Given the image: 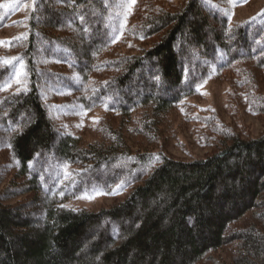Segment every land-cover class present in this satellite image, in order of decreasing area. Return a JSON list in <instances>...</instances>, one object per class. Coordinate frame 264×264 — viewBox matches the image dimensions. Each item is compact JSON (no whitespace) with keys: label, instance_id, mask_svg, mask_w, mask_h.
Here are the masks:
<instances>
[{"label":"trees","instance_id":"16d2710c","mask_svg":"<svg viewBox=\"0 0 264 264\" xmlns=\"http://www.w3.org/2000/svg\"><path fill=\"white\" fill-rule=\"evenodd\" d=\"M107 3L35 0L28 36L16 46L28 89L6 90L8 71L0 70V144L10 147L17 177L30 173L36 157L54 154L74 167L77 186L108 190L126 181L131 193L96 211L47 200L43 225L35 226L23 212L35 196L23 197L42 191L39 179L6 185L0 264H264V134L214 132L211 153L192 161L142 152L128 137L151 144L178 105L197 94L211 71L207 61L218 62L231 83L235 113L248 107L264 115V24L232 25L202 0H137L121 44H113ZM39 46L47 56L55 47L67 52L86 108L109 96L116 112L80 136L64 132L39 93L41 75L55 80L37 62Z\"/></svg>","mask_w":264,"mask_h":264},{"label":"rangeland","instance_id":"374dc122","mask_svg":"<svg viewBox=\"0 0 264 264\" xmlns=\"http://www.w3.org/2000/svg\"><path fill=\"white\" fill-rule=\"evenodd\" d=\"M106 1L109 6L108 25L112 43L121 44L137 0ZM171 1L177 6H182L187 0ZM202 1L210 8L222 11L232 25L264 24V15H261L264 13V0ZM34 4L35 0H0V70L8 71L2 84L6 90L24 92L29 87L30 75L27 64L16 46L20 40L28 36ZM128 48L129 46L126 50ZM46 49L39 46L37 62L49 68L55 80L41 75L38 83L39 93L50 116L64 132L80 136L88 129L96 128L104 117L116 112V101L109 96L96 107L86 108L79 100L81 77L73 69L74 63L67 52L55 47L52 55L47 56ZM224 60L225 55L220 54L219 62ZM207 62L211 66V71L199 85L197 94L187 97L178 105L174 116L161 125L151 144L146 140L145 143H140L143 141L140 136L132 134L128 136L130 140L139 141L136 146L142 149V152L169 155L186 161L199 160L207 157L212 151L214 144L209 138L212 136L218 138L223 129H232L235 134L240 133L245 138H257L264 134V115L259 116L248 107L235 113L229 100L231 83L219 75L218 62ZM136 90L134 86L130 91ZM162 95L169 96L166 93ZM133 117H137V114ZM2 128L0 125V130ZM214 132H218V135L212 134ZM137 147L133 148L135 152H139ZM58 160L54 154L44 158L36 157L29 163L30 173L17 177L18 168L10 147L0 144V168L7 166L0 191L8 184L24 183L31 177L39 179L41 183L42 191L31 192L30 195L26 194L23 197L28 199L35 196L34 204L23 210L29 213L28 217L35 226L43 225L47 200L57 202L63 208L96 211L112 206L117 199L126 198L131 193L132 184L126 181L119 182L108 190L96 185L88 187L82 185L81 188L77 186L78 182L73 180L74 167Z\"/></svg>","mask_w":264,"mask_h":264},{"label":"snow or ice","instance_id":"6c2138e0","mask_svg":"<svg viewBox=\"0 0 264 264\" xmlns=\"http://www.w3.org/2000/svg\"><path fill=\"white\" fill-rule=\"evenodd\" d=\"M261 15H264V13H261ZM82 19V18H81ZM155 159H159V157H155ZM86 199H90L91 197H84Z\"/></svg>","mask_w":264,"mask_h":264},{"label":"bare ground","instance_id":"6f19581e","mask_svg":"<svg viewBox=\"0 0 264 264\" xmlns=\"http://www.w3.org/2000/svg\"><path fill=\"white\" fill-rule=\"evenodd\" d=\"M206 5V4H205ZM127 22V21H126ZM114 39H115V37H114ZM15 58V57H14ZM211 77V76H210ZM210 77H208V78H210ZM118 187V186H117ZM84 195V194H83ZM87 196V195H86ZM71 198H72V196H71ZM67 203V202H66Z\"/></svg>","mask_w":264,"mask_h":264}]
</instances>
